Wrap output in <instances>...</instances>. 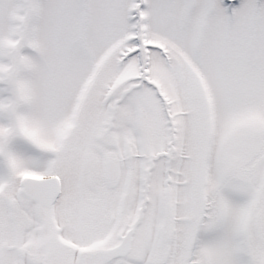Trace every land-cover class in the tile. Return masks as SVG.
<instances>
[{"label":"snow or ice","instance_id":"6c2138e0","mask_svg":"<svg viewBox=\"0 0 264 264\" xmlns=\"http://www.w3.org/2000/svg\"><path fill=\"white\" fill-rule=\"evenodd\" d=\"M0 264H264V0H0Z\"/></svg>","mask_w":264,"mask_h":264}]
</instances>
